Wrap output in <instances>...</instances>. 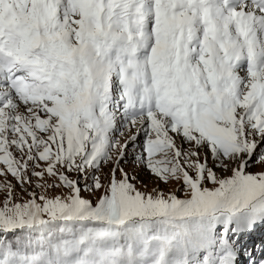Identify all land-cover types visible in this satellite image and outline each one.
I'll return each instance as SVG.
<instances>
[{"label":"snow or ice","instance_id":"snow-or-ice-1","mask_svg":"<svg viewBox=\"0 0 264 264\" xmlns=\"http://www.w3.org/2000/svg\"><path fill=\"white\" fill-rule=\"evenodd\" d=\"M0 197V264H264V0H0Z\"/></svg>","mask_w":264,"mask_h":264},{"label":"rangeland","instance_id":"rangeland-1","mask_svg":"<svg viewBox=\"0 0 264 264\" xmlns=\"http://www.w3.org/2000/svg\"><path fill=\"white\" fill-rule=\"evenodd\" d=\"M123 140L124 138L121 137ZM142 139V135H141ZM140 140H137V145L140 144ZM137 155L139 154V148L137 147ZM109 166H105L103 168V173L106 174L109 170ZM122 167L126 171H128L130 174L135 173L139 176L140 181L142 184H147V188L142 187V184H138L137 186L141 188L142 191H150L153 187H158L159 189L163 190L165 193L173 191L177 186V182L172 181L169 184L165 185L161 182H159L155 177H152L150 173L144 168L142 163H138L133 160L132 157V148L130 147L128 150V155L126 156L125 162L122 164ZM250 171H261L262 169L259 166H254L253 168L249 169ZM72 178H75L74 174H70ZM11 179V178H10ZM13 183H15L13 181ZM211 187V185H209ZM16 191L19 193L20 189L17 188ZM63 189H56L52 192H50V195H55L61 192H64ZM39 193V190H37ZM86 198H89L92 200L93 203H95L96 197L99 195V193H96L95 195H92L91 193H82ZM178 196L182 195V192L176 193ZM27 197H25L26 199ZM2 199V197H0ZM258 231H264V228L258 229ZM246 244L248 247V250L250 253H252V258H262L261 253L264 252V232L262 233H254L252 236L248 237L246 239ZM248 257L242 258L241 263L247 262Z\"/></svg>","mask_w":264,"mask_h":264}]
</instances>
